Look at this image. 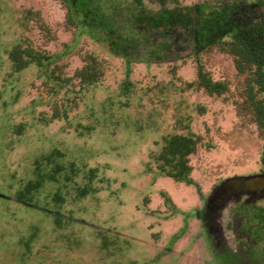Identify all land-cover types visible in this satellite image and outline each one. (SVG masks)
Wrapping results in <instances>:
<instances>
[{
  "label": "rangeland",
  "instance_id": "rangeland-1",
  "mask_svg": "<svg viewBox=\"0 0 264 264\" xmlns=\"http://www.w3.org/2000/svg\"><path fill=\"white\" fill-rule=\"evenodd\" d=\"M149 39L147 51H131L127 73L123 57L79 33L64 0H0V264H215L195 219L198 191L226 181L264 206V129L249 101L251 72L239 74L218 45L200 52L175 34ZM92 57L98 76L88 84L78 72ZM199 66L227 91L200 87ZM190 133L199 143L188 186L161 175L155 156L166 138ZM46 157L64 175L45 183L35 203L19 201Z\"/></svg>",
  "mask_w": 264,
  "mask_h": 264
},
{
  "label": "trees",
  "instance_id": "trees-1",
  "mask_svg": "<svg viewBox=\"0 0 264 264\" xmlns=\"http://www.w3.org/2000/svg\"><path fill=\"white\" fill-rule=\"evenodd\" d=\"M64 1L69 18L78 26L79 33L86 34L97 43H106L112 54L123 57L127 61V73L130 72L131 51L144 52L151 48L149 38L152 33L159 37L175 34L194 51L202 52L218 45L221 51L233 56L239 74L251 72L249 101L258 126L264 129V100L256 99L257 94H264L263 0H221L216 4L203 2L195 8L180 9L166 8L167 3L176 4L179 0H152L161 6L159 11L147 10L142 0ZM163 41L164 47H169L166 44L168 40ZM34 57L39 58V55ZM40 59L42 63L46 61L45 58ZM90 60L78 72L79 78L88 84L96 83L98 76L97 61L93 57ZM197 81L210 95H221L227 91L226 84L213 82L200 66ZM198 143L193 133L166 138L155 156L159 173L177 183L193 184L189 157L196 153ZM62 171L63 166L53 164L51 157L43 158L37 162L34 178L18 192L17 199L24 203H35L44 184H57L64 175ZM88 187L79 190V195L85 196L90 189ZM62 200V195L56 190L52 194V201L60 203ZM55 219L58 223L61 217L56 216Z\"/></svg>",
  "mask_w": 264,
  "mask_h": 264
},
{
  "label": "flooded vegetation",
  "instance_id": "flooded-vegetation-1",
  "mask_svg": "<svg viewBox=\"0 0 264 264\" xmlns=\"http://www.w3.org/2000/svg\"><path fill=\"white\" fill-rule=\"evenodd\" d=\"M198 192L195 219L215 264H264V206L250 193H235L226 181L204 196Z\"/></svg>",
  "mask_w": 264,
  "mask_h": 264
}]
</instances>
